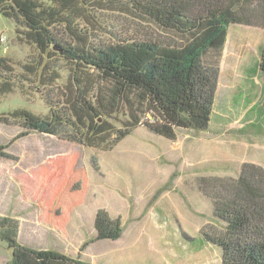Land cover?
I'll use <instances>...</instances> for the list:
<instances>
[{
  "label": "rangeland",
  "instance_id": "rangeland-1",
  "mask_svg": "<svg viewBox=\"0 0 264 264\" xmlns=\"http://www.w3.org/2000/svg\"><path fill=\"white\" fill-rule=\"evenodd\" d=\"M96 1H102L104 9H93V18L85 27L80 25L95 46L180 39L178 32L161 28L127 6L129 0H113L116 8L110 0ZM1 35L5 40L0 41V55L11 59L15 68L0 72V83L2 76L15 91L5 96L0 92V116L20 106L47 113L48 105L39 93H19V87H35L26 79L32 72L23 66L35 70L46 54L22 41L15 21L2 15ZM263 44L260 24L230 26L223 48L206 57L218 68L212 119L201 130L177 129L174 139L150 130L145 123L153 114L138 104L133 112L141 123L111 149L27 130L15 120L0 123V145H8L9 154L0 156V217L11 218L22 244L72 257L81 254L91 263L221 264V248L204 235L225 225L215 216V198L224 195L244 164L264 170L259 68ZM56 63L63 72L69 66L63 60ZM97 78L103 91L111 87ZM44 90L57 101L56 89ZM131 104L121 99L120 112L109 119L111 123L123 127L129 122ZM22 133L26 134L19 137ZM100 209L121 219V238L96 239L95 217ZM11 256L0 238V264H7Z\"/></svg>",
  "mask_w": 264,
  "mask_h": 264
},
{
  "label": "trees",
  "instance_id": "trees-1",
  "mask_svg": "<svg viewBox=\"0 0 264 264\" xmlns=\"http://www.w3.org/2000/svg\"><path fill=\"white\" fill-rule=\"evenodd\" d=\"M101 4L96 0H0V15L15 21L20 39L46 54L35 70L23 66L32 72L26 79L35 87H19V93L34 90L48 105L47 113L20 106L0 116V123L15 120L27 130L58 135L85 147L111 149L141 123L133 112L138 104L153 114L146 126L168 139L176 138L177 129H204L212 119L218 89V68L206 61L208 53L223 48L232 24L264 27V0H129L127 6L161 28L178 32L180 39L95 46L80 25L93 18V9H104ZM109 4L117 7L113 0ZM57 59L69 64L65 72ZM14 68L11 59L0 55V72ZM259 68L264 106V44ZM97 77L111 87L103 91ZM2 78L1 95L14 92V85ZM46 88L56 89L57 101ZM121 99L134 106H130L129 122L117 127L109 119L120 112ZM7 147L0 145V156L9 157ZM215 216L225 225L204 235L221 248V264H264V170L260 166H242L224 195L215 198ZM95 228L96 239L117 240L124 232L121 219L104 209L96 214ZM0 238L12 251L7 264H101L88 262L81 254L72 257L22 244L17 226L7 216L0 217Z\"/></svg>",
  "mask_w": 264,
  "mask_h": 264
},
{
  "label": "built area",
  "instance_id": "built-area-1",
  "mask_svg": "<svg viewBox=\"0 0 264 264\" xmlns=\"http://www.w3.org/2000/svg\"><path fill=\"white\" fill-rule=\"evenodd\" d=\"M2 40H5V37L4 36H0V41L2 42Z\"/></svg>",
  "mask_w": 264,
  "mask_h": 264
}]
</instances>
